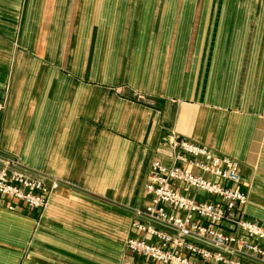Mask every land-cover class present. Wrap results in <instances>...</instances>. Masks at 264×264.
<instances>
[{"label": "crops", "instance_id": "0c3cea01", "mask_svg": "<svg viewBox=\"0 0 264 264\" xmlns=\"http://www.w3.org/2000/svg\"><path fill=\"white\" fill-rule=\"evenodd\" d=\"M20 5L0 0L1 34ZM263 21V0H29L26 33L59 60L17 64L0 152L64 183L42 210L0 195V264H155L126 240L173 134L240 162L264 226Z\"/></svg>", "mask_w": 264, "mask_h": 264}, {"label": "built area", "instance_id": "2783aa9c", "mask_svg": "<svg viewBox=\"0 0 264 264\" xmlns=\"http://www.w3.org/2000/svg\"><path fill=\"white\" fill-rule=\"evenodd\" d=\"M6 106L1 94L0 114ZM169 148L170 165H151L150 203L134 210L126 249L155 264H264V226L247 216L240 162L175 134ZM63 183L0 152L1 196L42 210Z\"/></svg>", "mask_w": 264, "mask_h": 264}, {"label": "rangeland", "instance_id": "374dc122", "mask_svg": "<svg viewBox=\"0 0 264 264\" xmlns=\"http://www.w3.org/2000/svg\"><path fill=\"white\" fill-rule=\"evenodd\" d=\"M29 5V0H21V7L17 9V17H12V23L15 24V28L12 33H0L1 39L7 41V44H3L0 40V86L1 94L7 97V106L5 111H8L11 103V98L13 94V84L17 76V64L22 58L29 57V77L35 76H47L49 72L54 69H47L45 65H55L59 60L57 58V53H43L41 51L36 52L37 42L39 41V47L44 49V44H46L47 37L32 36L31 31L28 30L26 33L25 19L27 14V6ZM263 14H264V0H263ZM264 24V21H263ZM42 34V33H41ZM56 41L59 37L54 38ZM58 42V41H57ZM47 49V47H45ZM36 63L42 65L43 69H40L39 74L36 75L37 69L32 66ZM27 76V75H26ZM25 76V77H26ZM24 98V96H23ZM26 101V100H25ZM19 102V101H18ZM40 103L39 96H32L28 98V109L32 113L35 111L37 104ZM6 156V155H5ZM255 200L263 205V197L255 198Z\"/></svg>", "mask_w": 264, "mask_h": 264}]
</instances>
